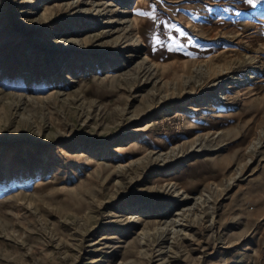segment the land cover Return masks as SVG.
Wrapping results in <instances>:
<instances>
[{"label":"rangeland","instance_id":"rangeland-1","mask_svg":"<svg viewBox=\"0 0 264 264\" xmlns=\"http://www.w3.org/2000/svg\"><path fill=\"white\" fill-rule=\"evenodd\" d=\"M247 55L264 0H0V264H264Z\"/></svg>","mask_w":264,"mask_h":264},{"label":"bare ground","instance_id":"bare-ground-1","mask_svg":"<svg viewBox=\"0 0 264 264\" xmlns=\"http://www.w3.org/2000/svg\"><path fill=\"white\" fill-rule=\"evenodd\" d=\"M43 9L45 11H47V9L45 7H43ZM100 14H101V11H100ZM117 21H116V23H123V24L127 23L126 25L129 26V23H128L129 21H126V20H121V22L120 21L117 22ZM112 22L108 21L109 24H112ZM261 60L262 59H260L259 56L255 55L254 57H252L250 55H247L246 61L239 62V63L236 61L235 64L233 66H231L230 68H228L226 71L221 70L222 71L221 73H219L217 70H215L218 68V66H212V68H213L212 71H214V72L210 75V78L207 82L211 85H214V86L222 84V83L223 84L224 83L225 84H229V83L234 84L235 83L237 85H238V83H240V85L237 86V87H239V91H242L243 89H248V91H249V89H251V86L258 80L261 73L263 72L264 63ZM206 63H208V62H206ZM209 64L211 65V64H213V62H210ZM247 70H249L251 72H249L247 75H245V77L241 81L238 82L239 76L242 75V73L244 74V72ZM225 96L226 95H224L223 98L221 95L217 96L215 99H213L215 101L214 103L218 104V105H222L223 102H221V100L222 99L225 100V98H226ZM259 143H260V141L256 142V144H259Z\"/></svg>","mask_w":264,"mask_h":264},{"label":"snow or ice","instance_id":"snow-or-ice-1","mask_svg":"<svg viewBox=\"0 0 264 264\" xmlns=\"http://www.w3.org/2000/svg\"><path fill=\"white\" fill-rule=\"evenodd\" d=\"M246 3L249 4V5H252L253 7L256 6V4L258 3V0H246ZM137 15H147L146 13H137ZM181 35H184L183 32L180 33Z\"/></svg>","mask_w":264,"mask_h":264}]
</instances>
